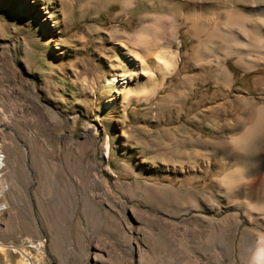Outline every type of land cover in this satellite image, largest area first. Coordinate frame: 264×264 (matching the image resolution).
<instances>
[{"label":"rangeland","instance_id":"obj_1","mask_svg":"<svg viewBox=\"0 0 264 264\" xmlns=\"http://www.w3.org/2000/svg\"><path fill=\"white\" fill-rule=\"evenodd\" d=\"M262 4L0 0V264H251L264 135L241 139L234 100L264 106V54L249 70L227 56L221 88L208 66L232 40L259 33L264 47ZM135 35L159 47L147 55ZM153 58L174 69L152 73ZM121 70L137 77L118 94Z\"/></svg>","mask_w":264,"mask_h":264},{"label":"bare ground","instance_id":"obj_2","mask_svg":"<svg viewBox=\"0 0 264 264\" xmlns=\"http://www.w3.org/2000/svg\"><path fill=\"white\" fill-rule=\"evenodd\" d=\"M262 5H263V7H259L258 8V11H260L261 13L264 12V4H262ZM184 6H186V4H184ZM188 7L189 6L187 5L186 8H188ZM262 27L264 29V22L262 23ZM258 34L256 35V37L258 36ZM256 37H250L251 40H248L250 38L245 39L246 43L241 42L239 40H232V44L228 43L229 45H227L225 47H222L220 50L217 51L218 55H221V58H215L213 60H211V59L209 60L208 68L210 69V74H211L214 82L217 84V86L219 88H221L222 85L228 83L229 79L231 78L227 68L223 64V61L225 60V58L227 56L236 55V57H237L236 58V64H238L239 67H241V69H243V70H249V69H252L255 66V65H253L252 62H254V64H255V61H256V60L254 61V60L251 59V57L249 55V52L253 51V52H257L259 54H264V47L260 44L261 39H263L261 37H263V36L260 35V36H258V38H256ZM127 41L132 43L134 46H137V47L139 46L141 48L142 52H145L147 55L152 54L151 52L159 47V39H158V37L157 38L152 37L150 39L143 40L141 36L135 35V36H130L127 39ZM236 41H238V42H236ZM261 43H263V42H261ZM121 46L123 48H125V49L127 48L126 45L123 44V43L121 44ZM248 48H250V49H248ZM165 52L167 54H169L168 51H165ZM126 54H127L128 57H130L129 59H130V62L132 64L131 66H132L133 70L135 68H139L142 65L143 57L138 52H134V51L131 50V51H128ZM250 54H251V52H250ZM193 55H195V58L198 61L200 59L201 60H203V59L207 60V59L213 57V56L212 57L209 56V54L207 55V53H205L203 51H198V50H196L193 53ZM171 60L174 61V57L173 56H171ZM151 61H152V63H151V67H152L151 71H152V73L159 72V73H163V74H169L174 69V65L175 64L173 62H171V61H164V60L160 61L157 58H153ZM126 73L127 72H125L123 70L118 71V74L117 75H113L108 81V84L110 86H115L116 87V92H118V94H121L123 91L127 90L128 83L132 79H134V77H137V72L127 73V74ZM234 103L239 105V107H240V115H242V118L235 125V127H237V126L240 127L243 124H247L248 125L247 128L245 129V131L243 132V134L241 135V139L243 141L244 140L248 141L249 139H251L255 135H262V134L264 135V106L255 107L249 101H246V100L245 101L234 100ZM1 112H2V110H1ZM250 117L254 118L255 120L254 121L252 119L249 120ZM4 119L6 120V118H4ZM4 125H6V123ZM0 132H1V130H0ZM3 144H4V142L0 141V149L3 148ZM66 165H68V164L66 163ZM70 166H72V165H70ZM97 166H98V164L96 162H93V161L92 162L89 161L88 164H87V170H90V172H91V184L92 185H99L100 187H102V189L108 191L107 184L102 179V177L100 176V172H99ZM49 168H51V167H49ZM72 174H73V172H72ZM231 175L232 174H228L227 176H225V178L227 179ZM78 183H79V181H78ZM66 184H68V183H66ZM0 186H2V185H0ZM74 186H76V185H74ZM62 189L67 190L68 188H65V186H63ZM80 191H82V190H80ZM88 200H90V199H88ZM81 202H82V200H81ZM85 204H87V201H86ZM4 209H5V205H0V212L3 211ZM252 259L253 260H252L251 264H264V236H259V238L257 240L256 247H255L253 255H252ZM20 264H24V263H20Z\"/></svg>","mask_w":264,"mask_h":264},{"label":"crops","instance_id":"obj_3","mask_svg":"<svg viewBox=\"0 0 264 264\" xmlns=\"http://www.w3.org/2000/svg\"><path fill=\"white\" fill-rule=\"evenodd\" d=\"M8 147V144L7 143H4L3 144V148L2 149H0V172L3 170V168L5 167V153H6V151H5V149ZM19 149V148H18ZM3 150V151H2ZM19 151L21 152V153H23L24 152V150L23 149H19ZM0 185H2L1 187H3V193H5V191L7 190L6 189V187L3 185V184H1L0 183Z\"/></svg>","mask_w":264,"mask_h":264}]
</instances>
